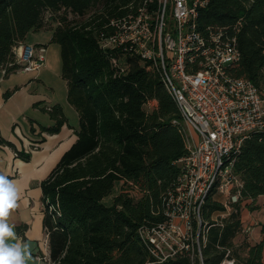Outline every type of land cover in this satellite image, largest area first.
Wrapping results in <instances>:
<instances>
[{
  "label": "trees",
  "instance_id": "1",
  "mask_svg": "<svg viewBox=\"0 0 264 264\" xmlns=\"http://www.w3.org/2000/svg\"><path fill=\"white\" fill-rule=\"evenodd\" d=\"M140 1L0 0L1 75L21 70L14 49L30 31L51 30L50 43L61 48L67 101L79 118L76 141L41 182L50 264H157L138 229L166 220L162 202L176 183L175 161L187 152L182 117L158 71L119 48L101 45L114 33L110 21L134 12ZM238 21L240 58L229 72L264 91V0H207L198 9L202 31ZM150 101L156 103L149 110ZM41 109L53 120L41 126L43 132L58 133L67 123L60 105ZM0 144L12 147L6 140ZM17 157L29 159L22 151ZM235 172L242 181L241 197L228 216L211 219L225 211L211 197L203 208L209 225L203 264H220L227 250L233 264H264L261 241H244V256L234 247L243 233V208H260L258 198L264 197V132L244 140ZM116 183L119 192L104 204ZM162 264L200 262L186 252Z\"/></svg>",
  "mask_w": 264,
  "mask_h": 264
},
{
  "label": "built area",
  "instance_id": "2",
  "mask_svg": "<svg viewBox=\"0 0 264 264\" xmlns=\"http://www.w3.org/2000/svg\"><path fill=\"white\" fill-rule=\"evenodd\" d=\"M206 4L207 0H141L134 12L110 21L114 33L101 41L103 48H119L148 70L158 71L182 117L187 152L175 161L176 183L162 202L166 220L138 229L157 264L186 252L203 264L209 225L202 211L207 199L220 202L227 214L232 211L242 188L235 172L237 155L251 133L264 132V91L229 72L240 58V21L199 30L198 9ZM14 52L22 71L44 64L43 46L20 43ZM113 64L118 65L116 59ZM251 230V225L243 228L245 233ZM43 244L48 250L47 233ZM228 254L229 250L220 264L234 263Z\"/></svg>",
  "mask_w": 264,
  "mask_h": 264
},
{
  "label": "crops",
  "instance_id": "3",
  "mask_svg": "<svg viewBox=\"0 0 264 264\" xmlns=\"http://www.w3.org/2000/svg\"><path fill=\"white\" fill-rule=\"evenodd\" d=\"M51 36V30H40L30 31L25 38L24 44L45 48L44 64L38 70H19L5 77L0 73V140L12 144H0V175L14 181L19 189L17 207L8 223L14 226L19 242L28 245L27 264H50L49 249L43 246L46 231L41 182L76 141L79 126L78 113L67 101V82L61 76V48L50 43ZM8 90L14 91L5 98ZM56 104L67 123L58 133L43 132L41 126L49 127L53 120L41 107ZM18 151L28 154L29 159L15 156Z\"/></svg>",
  "mask_w": 264,
  "mask_h": 264
},
{
  "label": "clouds",
  "instance_id": "4",
  "mask_svg": "<svg viewBox=\"0 0 264 264\" xmlns=\"http://www.w3.org/2000/svg\"><path fill=\"white\" fill-rule=\"evenodd\" d=\"M0 196V264H27L28 245L19 242L14 226L8 223L11 211L17 207L19 189L4 175H0Z\"/></svg>",
  "mask_w": 264,
  "mask_h": 264
},
{
  "label": "rangeland",
  "instance_id": "5",
  "mask_svg": "<svg viewBox=\"0 0 264 264\" xmlns=\"http://www.w3.org/2000/svg\"><path fill=\"white\" fill-rule=\"evenodd\" d=\"M155 103H156L155 101H150L146 105V109L150 110L151 107L155 105ZM191 133L193 134L194 139L198 141L197 133L195 131L193 132L191 131ZM118 192H119V183H116L112 193L103 199V203L109 205L111 203L112 197L116 195ZM258 203L261 205L260 208L254 209V210H246L245 213L242 215L243 226L246 227L247 225H251L253 231L251 232V234L244 233V232L240 233V236L234 247L237 250L239 255L244 256L245 250H246L244 241L246 242L248 241V243H249V240L252 241L253 239L261 241L263 244L262 257H263V262H264V197L258 198ZM226 216H228L226 211H220V212L213 213L211 219L220 221Z\"/></svg>",
  "mask_w": 264,
  "mask_h": 264
},
{
  "label": "snow or ice",
  "instance_id": "6",
  "mask_svg": "<svg viewBox=\"0 0 264 264\" xmlns=\"http://www.w3.org/2000/svg\"><path fill=\"white\" fill-rule=\"evenodd\" d=\"M0 200H2V196H0Z\"/></svg>",
  "mask_w": 264,
  "mask_h": 264
}]
</instances>
